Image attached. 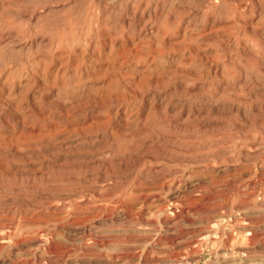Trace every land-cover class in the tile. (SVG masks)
<instances>
[{"label":"rangeland","instance_id":"obj_1","mask_svg":"<svg viewBox=\"0 0 264 264\" xmlns=\"http://www.w3.org/2000/svg\"><path fill=\"white\" fill-rule=\"evenodd\" d=\"M0 264H264V0H0Z\"/></svg>","mask_w":264,"mask_h":264}]
</instances>
